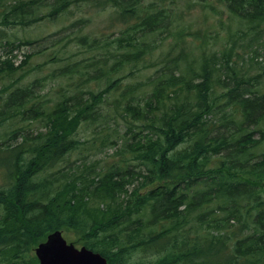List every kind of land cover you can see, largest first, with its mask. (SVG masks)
<instances>
[{
  "label": "trees",
  "instance_id": "obj_1",
  "mask_svg": "<svg viewBox=\"0 0 264 264\" xmlns=\"http://www.w3.org/2000/svg\"><path fill=\"white\" fill-rule=\"evenodd\" d=\"M42 1L0 0L1 30L38 22ZM79 1L111 8L118 35L81 33L77 45L91 57L59 74L77 66L79 84L108 80L128 65L127 83L110 80L88 97L60 88L48 102L43 80H35L4 99L0 264H37L34 247L55 231L108 264H264V69L247 72L235 50L247 40L248 54L256 53L251 46L264 36V0ZM73 4L54 0L43 17ZM217 4L238 28L226 25L227 42L212 49L218 32L212 37L177 21L194 8L204 17L216 14ZM164 33L173 41L154 57ZM31 43L0 32L2 57ZM30 57L17 66L0 58V81L27 67ZM119 117L126 128L119 150L103 164L87 162L81 150L93 142L87 147L76 137L81 123L108 128Z\"/></svg>",
  "mask_w": 264,
  "mask_h": 264
},
{
  "label": "rangeland",
  "instance_id": "obj_2",
  "mask_svg": "<svg viewBox=\"0 0 264 264\" xmlns=\"http://www.w3.org/2000/svg\"><path fill=\"white\" fill-rule=\"evenodd\" d=\"M71 1L73 4V0ZM53 2L54 0H43L41 2L42 6L39 7L38 14L39 16L43 14L41 19L24 30L9 26L2 27V31L0 26V32H3V36L9 39H13L14 36H16L22 38V40L26 39L32 42L30 45L20 46L19 49H14L11 54L15 57H13V55L7 57V62L16 66L17 62L20 59L23 60L26 54H31L27 67L24 69L22 68L23 70H19V72L15 73L11 79H6L2 82L0 81L1 90L3 88L12 87L10 90L0 91V107L7 99L10 91L14 88L16 89L18 86L30 85L35 80H43L40 82L41 86L43 85L41 94L46 95L45 99L48 102L50 99L55 98L56 94H53L54 92L61 91L59 90L60 88L67 90L72 88L73 93L81 92L84 97H88V91L93 94H98L100 92V87L105 88L110 80L112 82H117L116 87H121L127 83L126 77L128 75V65H124L117 73H112L108 80L102 78L101 80L95 81L91 79L90 81L81 82L79 84H77V66L72 69L74 70L72 73H67L65 75L59 74L60 70L67 64L73 65L76 63L77 59H87L91 57V53L83 52V49L77 45L78 35H81V33H90V36H94L113 33V36H117V30L119 27L114 26L110 20L112 13L111 8H105L102 11L99 9L96 10V8L93 7V4L89 1L75 0L73 5L69 6L65 12L57 17H43L50 10L48 4L50 5ZM210 2L211 4L216 3L215 0H210ZM180 6L182 7L183 4L180 3ZM216 8V14L207 13L206 17H204V11L195 8L189 12L182 13L179 23L177 21V25H191L192 27H196L197 25L204 30L210 31V36L212 37L215 36V32H218L219 36L216 39H211L210 44L212 49L222 48L227 42L226 37L228 32L226 25L231 24L232 31H235V29L238 28V25H236V22L233 20H230L234 17L231 16L232 14L225 6L217 4ZM174 9L178 12L177 8ZM78 19L81 20L80 25H77L76 23ZM171 30H173V26L171 27ZM160 39L162 43L160 46L159 44L157 45L154 57L158 56L160 53L162 54L166 46L168 44L170 46L173 41L166 35V33L162 34ZM188 41L192 46V39L189 38ZM195 43L198 44L199 41H195ZM247 46V40H240L235 50L236 53L243 58L245 63L244 70H248L247 72L254 75L256 74V68L264 69V36L259 39V41L257 40L252 43L251 48L257 49L255 54L249 55L248 52L252 53V50L248 51ZM1 51H3V49L0 47V52ZM93 54H95L96 57L98 55L96 51L93 52ZM110 54L111 52H108L106 57ZM4 58L6 57H3L2 59ZM250 58H253V68H249L248 65V60H251ZM106 66L109 67V64H106ZM139 77L140 75L136 76L135 79ZM16 80L18 81L13 82ZM9 81L13 82L11 86L9 85ZM76 86L77 91L74 90ZM107 125H110V127L107 128L105 125L102 128L98 122L90 125L84 122L81 123L76 137L80 140L87 141V147L90 145L91 141L93 142L91 148L83 147L81 150V155L86 158L87 162H93L97 165L98 163L96 162L98 161L103 164L111 159L110 156L115 154L121 147L126 132L122 119L119 117L115 122L114 120H109ZM3 129L4 128H0V138ZM113 140L117 141L116 145L111 144ZM71 158H77V153L75 151L71 153ZM94 168H96L95 170L97 171V167ZM64 234L67 237V234ZM68 241H70V239ZM127 264H131V262L128 261Z\"/></svg>",
  "mask_w": 264,
  "mask_h": 264
},
{
  "label": "water",
  "instance_id": "obj_3",
  "mask_svg": "<svg viewBox=\"0 0 264 264\" xmlns=\"http://www.w3.org/2000/svg\"><path fill=\"white\" fill-rule=\"evenodd\" d=\"M34 253L38 264H106L105 258L98 253L67 244L59 231L48 235Z\"/></svg>",
  "mask_w": 264,
  "mask_h": 264
},
{
  "label": "bare ground",
  "instance_id": "obj_4",
  "mask_svg": "<svg viewBox=\"0 0 264 264\" xmlns=\"http://www.w3.org/2000/svg\"><path fill=\"white\" fill-rule=\"evenodd\" d=\"M89 186V185H88ZM93 188V187H92ZM239 219V218H238ZM106 260V259H105ZM106 263H107V260H106ZM108 264V263H107Z\"/></svg>",
  "mask_w": 264,
  "mask_h": 264
}]
</instances>
